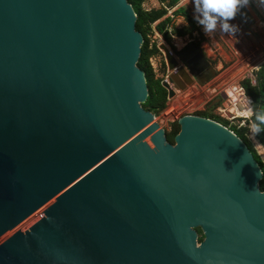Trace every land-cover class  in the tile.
Returning a JSON list of instances; mask_svg holds the SVG:
<instances>
[{"label":"water","instance_id":"water-1","mask_svg":"<svg viewBox=\"0 0 264 264\" xmlns=\"http://www.w3.org/2000/svg\"><path fill=\"white\" fill-rule=\"evenodd\" d=\"M135 22L127 0H0V264H264L260 167L199 116L166 142ZM158 49L167 99L215 75Z\"/></svg>","mask_w":264,"mask_h":264},{"label":"rangeland","instance_id":"rangeland-1","mask_svg":"<svg viewBox=\"0 0 264 264\" xmlns=\"http://www.w3.org/2000/svg\"><path fill=\"white\" fill-rule=\"evenodd\" d=\"M159 7L160 4L157 0H145L143 4L145 10L158 9ZM178 9H181L186 13L191 20V24L188 25L181 16H176L173 18L175 29L191 30L192 33L180 38L173 36L170 38L169 44L165 43L158 34H154L151 37V41L156 44L157 49L164 45L175 58H177V51H174L172 46L174 42L173 39H182V42L186 43L184 48L190 44L199 45V50L210 61L211 66L215 69V75L211 81L200 87V89L198 88L197 92H194V89H190L188 92H194L190 97L187 96L188 92L186 89L182 91L174 90L176 97L173 100L168 101L167 109L174 108L177 113V118L175 119V117L167 114L169 110H164L158 116H154V123L158 124L160 129L164 132L169 131L170 125L177 122V120L183 116H195L198 112H207L210 115H214V108L210 106L211 96H213V88H221L223 86L221 81H233L237 76L238 78L241 77L240 81L246 79L248 76L245 71L247 65L243 63V58L248 57L246 56L247 54H253L255 56L253 61L254 64H257L264 59V23L253 7L247 6L246 8L240 9V11L229 20L230 24H235L239 29V31L234 34V37L221 32L219 23L214 32L208 34L203 33L201 27L193 20L194 13L191 0H180L177 7L168 12L165 17H168L169 15L173 17V12ZM159 52L160 55L153 57L150 60V63L156 77L163 82L167 80L171 73L167 70L163 53L161 51ZM162 63H164L165 69L162 67ZM239 68L241 69L240 71ZM257 68L258 67H256V69ZM171 87L174 89L173 86ZM185 100L192 103L194 108L188 110L179 109L180 105L183 104V101ZM248 139L251 141L254 150L264 163V149H261L260 144L254 137Z\"/></svg>","mask_w":264,"mask_h":264},{"label":"trees","instance_id":"trees-1","mask_svg":"<svg viewBox=\"0 0 264 264\" xmlns=\"http://www.w3.org/2000/svg\"><path fill=\"white\" fill-rule=\"evenodd\" d=\"M157 1L160 4L158 9L145 10L143 8L145 0H127L136 16L135 29L141 35L143 41L137 67L143 72L145 76L148 97L146 101L141 104V107L154 116H158L166 109L167 92L161 86L162 81L156 77V74L150 63V60L153 57L160 55L156 44L151 41V37L154 34H158L165 43L169 44L171 36L180 38L192 33L191 30H177L173 25V18L176 16H181L188 23V25L191 24V20L183 10H175L172 14L173 17H165L168 11H171L177 7L180 0ZM196 46L199 47V45ZM162 67L165 69L164 63H162ZM251 74L254 80L253 83L250 79H244L241 81V85L244 88L246 95L252 101V113L264 112V62L259 65L256 70L251 71ZM195 116L209 119L224 127H227L226 122L214 115L208 114L207 112H198L195 114ZM250 120L252 123L254 120L253 115H251ZM229 130L246 145L254 160L260 167L262 171V178L259 181L258 186L259 190L264 193V163L254 150L251 141L247 137V128L236 129L234 127H230ZM178 132L179 126L177 122L171 124L169 131H165L166 142L171 145L174 144L173 139ZM254 138L264 149V125H261V131L258 134H255ZM196 231L199 235L198 242H200L203 238L201 231L200 229H197Z\"/></svg>","mask_w":264,"mask_h":264},{"label":"built area","instance_id":"built-area-1","mask_svg":"<svg viewBox=\"0 0 264 264\" xmlns=\"http://www.w3.org/2000/svg\"><path fill=\"white\" fill-rule=\"evenodd\" d=\"M248 6L254 8V10L258 13L260 19L264 23V7L260 6L258 0H249ZM172 37L173 36H171V38ZM173 41L174 42L172 46L174 50L177 52L181 51L186 45V43L182 42L183 41L182 39L175 38L173 39ZM246 56L248 57L243 58V63H245L247 66L253 65L255 56L253 54H247ZM255 69L256 68H254L253 70ZM247 74L248 76L246 79H250L251 82L253 83V79H252L253 76L251 72H247ZM240 79L241 77L238 78L237 76V78H235L233 81H229V82L221 81V83H223V86L221 88L218 87L213 88L212 90L213 96H211L210 103L212 105L214 102H216V104L212 106L214 108V116L220 118L221 120L227 123V127H225L226 129L229 130L230 127H234L236 129L247 128L248 130L247 137L253 138L255 135H253L250 131V125H251L250 118L252 114L245 115L248 109H251L252 112V101L246 95L245 90L241 85ZM205 84H199L193 82L185 89L187 92L190 91V89H194L195 90L194 92H197L198 88L200 89V87L204 86ZM194 92H188L187 96L190 97L191 95H193ZM175 97L176 94L172 99H167V103L168 101L173 100ZM167 106L165 109V110H169L167 114H169L172 117H175L176 119L177 118L176 110L174 108L167 109ZM190 108H194V106L192 103H189L187 100L183 101V104H181L179 107V109H184V110H188Z\"/></svg>","mask_w":264,"mask_h":264},{"label":"clouds","instance_id":"clouds-1","mask_svg":"<svg viewBox=\"0 0 264 264\" xmlns=\"http://www.w3.org/2000/svg\"><path fill=\"white\" fill-rule=\"evenodd\" d=\"M193 6V20L201 27L203 33L208 34L216 30L217 24L221 32L234 37L239 31L235 24H230L237 12L248 6L249 0H191ZM261 7H264V0H258ZM252 114L254 120L250 125L253 135L261 131L264 125V112L252 113L251 109L245 115Z\"/></svg>","mask_w":264,"mask_h":264},{"label":"crops","instance_id":"crops-1","mask_svg":"<svg viewBox=\"0 0 264 264\" xmlns=\"http://www.w3.org/2000/svg\"><path fill=\"white\" fill-rule=\"evenodd\" d=\"M168 12H170V11H168ZM168 17H172L171 15H169ZM178 22V21H177ZM264 62V59L261 61V62H259V63H257V64H254L253 63V65H250V66H247L246 68H245V71L246 72H251L254 68H256V67H258L260 64H262ZM241 69L239 68V71H240Z\"/></svg>","mask_w":264,"mask_h":264},{"label":"flooded vegetation","instance_id":"flooded-vegetation-1","mask_svg":"<svg viewBox=\"0 0 264 264\" xmlns=\"http://www.w3.org/2000/svg\"><path fill=\"white\" fill-rule=\"evenodd\" d=\"M195 45H196V44H195ZM197 48L199 49L198 46H197ZM199 51H200V50H199ZM200 52H201V51H200ZM201 53H202V52H201ZM206 59H207V58H206ZM207 60H208V59H207ZM208 62H209V64H210V66H211V63H210L209 60H208ZM211 67H212V66H211ZM212 68H213V67H212ZM213 69H214V68H213ZM214 70H215V69H214ZM214 72H215V71H214ZM200 77H201V78H204V75H201ZM213 78H214V77H213ZM193 82L199 83L198 80H196V79H193V80H192V83H193ZM199 84H200V83H199Z\"/></svg>","mask_w":264,"mask_h":264},{"label":"bare ground","instance_id":"bare-ground-1","mask_svg":"<svg viewBox=\"0 0 264 264\" xmlns=\"http://www.w3.org/2000/svg\"><path fill=\"white\" fill-rule=\"evenodd\" d=\"M171 88H172V87H171ZM257 147H258V146H257ZM261 149H262V147H261ZM262 150H263V149H262ZM262 150H261V151H262ZM263 154H264V153H263Z\"/></svg>","mask_w":264,"mask_h":264}]
</instances>
